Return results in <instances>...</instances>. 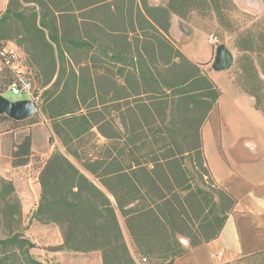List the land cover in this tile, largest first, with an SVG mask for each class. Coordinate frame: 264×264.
I'll use <instances>...</instances> for the list:
<instances>
[{"label":"trees","instance_id":"trees-1","mask_svg":"<svg viewBox=\"0 0 264 264\" xmlns=\"http://www.w3.org/2000/svg\"><path fill=\"white\" fill-rule=\"evenodd\" d=\"M15 1L1 25L12 19ZM165 2L151 7L147 0H117L108 43L92 35L94 0H63L54 5L59 11L41 4L40 12L17 14L43 74L38 82L46 89L36 90L40 113L52 124L50 141L58 138L84 170L54 152L39 173L41 197L30 222L56 226L62 250L99 253L102 264H174L216 240L236 205L211 176L203 154L202 129L222 91L176 47L169 35L172 15L187 22L214 16L235 33L240 55L234 82L264 116V17L239 31L233 0ZM71 4L88 10L82 16L88 26L79 25ZM0 38L8 39L6 33ZM0 78V88L8 91L12 73L2 68ZM93 129L107 142L87 157L78 142ZM33 157L27 135L15 144L11 164L24 167ZM23 222L15 185L0 176V264H45L31 254L36 244L20 230ZM224 264H264V251Z\"/></svg>","mask_w":264,"mask_h":264},{"label":"crops","instance_id":"crops-1","mask_svg":"<svg viewBox=\"0 0 264 264\" xmlns=\"http://www.w3.org/2000/svg\"><path fill=\"white\" fill-rule=\"evenodd\" d=\"M24 1L37 3L38 7L34 12H40L41 4L48 5L54 11H59L54 7L61 5L63 0ZM94 1L95 17L91 23L92 35L94 38L98 37L102 42H106L107 35H112L109 27L117 11V0ZM136 1L139 2L140 0ZM10 3L11 0H0V18L6 14ZM147 3L151 7H158L163 4V0H147ZM125 6L130 5L125 4ZM135 6L141 8L140 3H136ZM68 7L75 10L73 12L75 16L80 17L78 22L81 27L89 24V22L85 23L82 20V16L85 17L88 10L79 11L83 7L73 4L68 5ZM59 15L56 13L57 17H60ZM57 23H60L59 19ZM68 24L73 25L69 21ZM197 27L200 28V32H198ZM22 31L23 28L16 38L13 36L14 38L10 39L8 36V39L2 42L17 51L23 68L32 75L34 86L37 89L35 77H39V81L43 74L34 62L36 55L34 56V53L27 48L28 40L32 36H27ZM208 32L201 23L187 22L176 15L171 17L169 35L176 47L190 61L205 67L208 76L222 90L216 107L202 129L203 154L211 176L219 186L236 199V205L234 212L229 216L216 240L194 249H190L188 242H186L185 247L190 249L189 252L178 258L174 264H224L243 256L264 251V116L255 109L254 100L251 97L240 94L233 86L229 85L227 77L217 78L213 75V72L221 73L224 71L209 70L212 60L202 64L206 60H201L202 49L199 47L200 43H196L195 46L194 39L198 33H201L203 45L207 47L213 45L209 41L210 34ZM83 34L82 32L81 35ZM45 89L42 88L40 92ZM34 131V129L33 131H29V129L0 131V161H3L0 176L14 184L21 178V175L23 176L24 187L22 191L19 189L16 192L22 204L23 221L27 226H30L31 230L41 227L35 222L30 225L33 213L40 202L41 186L39 181L35 180L33 183L34 190H29L28 184L32 180H28L26 170L31 167V163L24 167L14 168L11 164V158L15 144L20 143L25 136L31 135L30 133H32L33 152L39 151V142L35 138L37 133ZM62 243L60 244L62 245ZM38 260L42 261L40 258Z\"/></svg>","mask_w":264,"mask_h":264},{"label":"rangeland","instance_id":"rangeland-1","mask_svg":"<svg viewBox=\"0 0 264 264\" xmlns=\"http://www.w3.org/2000/svg\"><path fill=\"white\" fill-rule=\"evenodd\" d=\"M164 2L166 0H163ZM236 6L238 7L239 13L234 14L235 19L237 20V28L239 31H243L247 28H249L252 23L257 18H263L264 17V2L263 0H233ZM166 3V2H165ZM38 7L37 3H27L24 0H16L12 6L13 12L11 13L10 17H12L11 20H9L8 24L1 25L0 24V36L2 37L3 34H7V37L9 38H16L17 34L20 30H22L24 21L17 17L18 13H23L24 15H27L34 10L36 11ZM188 22H196L201 23L205 28L209 31L208 34H210V37L213 36L216 40V43L213 45H209L208 47L203 45L202 43V34L198 33L195 36V46L196 43L199 44V47H201V60H206V62H203L202 64H206L207 62L211 61V67L209 70H213L212 66L215 61L216 57V51L218 47L224 46L232 55L233 57V64L230 68L223 70L224 72L216 73L213 72V75L217 78H225L227 77V82L229 85L233 86L240 94H245L242 92L239 87L234 82V79L236 77L235 73L238 72L236 60L239 57V52L235 48V33H232L230 31H227L223 28H221L217 22V19L212 16L209 18H201L198 16H193ZM198 28V27H197ZM200 28H198V32ZM203 31V29H201ZM14 36V37H13ZM0 41H5V39L0 38ZM4 43V42H3ZM201 71L208 75V71L205 69V67L200 66ZM36 78L37 82V90H41L42 86L38 82V78ZM2 79L0 78V87L2 86ZM223 84V81L221 82ZM219 87V86H218ZM223 87V85H221ZM221 89V88H220ZM222 91V90H221ZM0 95H3L4 98L11 102H17V101H23L28 100V95L20 94L16 95L12 91H4L3 88H0ZM5 116L6 115H0ZM8 118V117H7ZM9 119V118H8ZM10 121L6 120L5 118H0V131L5 130H25L29 129V131H33L37 133L35 135V138L37 139V142H39V151H34L32 158L31 167L26 170V175L28 180H32L30 184H28L29 190L33 191V183L35 180H38L39 173L44 166L45 162L50 158V156L56 152L60 151L63 154H65L69 159L78 166L82 171L83 167L81 163L76 160L74 157L70 156L66 149L61 144L60 140L56 137L52 141H50V137L52 136V124L50 121L46 120L43 115L40 113V111H37V113L28 120L25 121H14L9 119ZM18 122V123H15ZM38 131V132H37ZM32 135V133H30ZM45 140V141H44ZM107 141L101 137L97 130L93 129L91 133L86 135L84 138H82L78 142V146L80 149L84 152L83 154L87 157H91L95 155V152L97 151V148L106 143ZM33 145V143H32ZM33 150V149H32ZM3 161H0V168L3 166ZM29 163V164H30ZM22 175L21 178L15 183V189L21 190L23 189L24 185L22 183ZM26 177V176H24ZM91 179H93L91 177ZM206 181L210 182L212 179H209L208 177L204 178ZM121 223L123 225L124 234L126 237V240L128 242V245L131 249V252L133 255L138 259V256L135 253L134 247L132 246V243L129 239L127 230L124 227V222L121 220ZM30 225L32 223L30 222ZM25 228V229H24ZM23 231V233L33 242L36 244V248L31 250V254L36 259H42L45 264H102L101 256L99 253H91V254H78V253H70L68 251L62 250L61 248V242H63L61 232L59 228L56 226L51 227H40V228H34L33 230L30 229V226H27L23 222V226L20 229ZM4 228L0 225V236H3L4 234ZM186 240L182 239V243L185 246ZM41 261V262H42ZM149 264V263H147Z\"/></svg>","mask_w":264,"mask_h":264},{"label":"built area","instance_id":"built-area-1","mask_svg":"<svg viewBox=\"0 0 264 264\" xmlns=\"http://www.w3.org/2000/svg\"><path fill=\"white\" fill-rule=\"evenodd\" d=\"M209 41L212 44L216 43L213 36L209 38ZM2 68L8 69L14 77L8 91H12L16 95H28V99L35 103L37 111H40L41 93L37 92L32 75L23 68L17 51L7 45L0 46V69ZM142 261L146 262V259H142Z\"/></svg>","mask_w":264,"mask_h":264},{"label":"water","instance_id":"water-1","mask_svg":"<svg viewBox=\"0 0 264 264\" xmlns=\"http://www.w3.org/2000/svg\"><path fill=\"white\" fill-rule=\"evenodd\" d=\"M233 64V57L230 52L224 47H218L216 51L213 70L223 71L230 68ZM37 113V106L31 100H23L11 102L0 95V115H6L14 121H25L31 119Z\"/></svg>","mask_w":264,"mask_h":264}]
</instances>
